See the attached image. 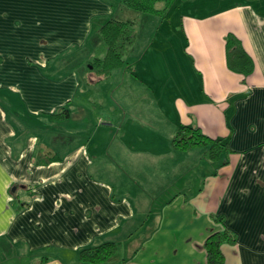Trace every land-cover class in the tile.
<instances>
[{
    "label": "crops",
    "instance_id": "0c3cea01",
    "mask_svg": "<svg viewBox=\"0 0 264 264\" xmlns=\"http://www.w3.org/2000/svg\"><path fill=\"white\" fill-rule=\"evenodd\" d=\"M181 6L183 56L156 45L159 30L149 47L138 36L123 68L84 89L83 70L56 66L90 60L100 28L135 14L120 0H0V264H89L80 251L107 242L119 249L104 264H208L224 227L237 237L226 264H264V0ZM229 33L255 61L246 83ZM180 125L229 151L175 149Z\"/></svg>",
    "mask_w": 264,
    "mask_h": 264
},
{
    "label": "trees",
    "instance_id": "16d2710c",
    "mask_svg": "<svg viewBox=\"0 0 264 264\" xmlns=\"http://www.w3.org/2000/svg\"><path fill=\"white\" fill-rule=\"evenodd\" d=\"M122 5L139 14H146L165 18L180 0H120ZM254 3L259 0H241ZM100 43L94 56L89 60L87 83L99 84L110 78L112 73L127 64V58L134 47L137 38L135 20L109 19L99 30ZM226 55L228 68L244 77V83L254 73L255 61L245 49L242 41L233 33L226 37ZM66 111L52 115L54 119L65 118ZM173 147L180 151L195 148H206L205 158L219 161L229 151V142L224 139H213L195 126L180 125L173 139ZM41 158L51 155L47 162L55 161L58 157L47 147H40ZM236 234L227 228L213 233L207 238L203 248L207 253L208 264H226V256L222 247L226 244L235 245ZM116 242H107L99 246L84 248L80 251V260L89 264H104L118 252ZM46 260V259H44Z\"/></svg>",
    "mask_w": 264,
    "mask_h": 264
},
{
    "label": "rangeland",
    "instance_id": "374dc122",
    "mask_svg": "<svg viewBox=\"0 0 264 264\" xmlns=\"http://www.w3.org/2000/svg\"><path fill=\"white\" fill-rule=\"evenodd\" d=\"M173 7L172 10L169 12V14L165 18H161L158 16H152V15H146V14H139L133 10H130L132 13L135 14V21L137 26V32L138 36L140 37V41L145 44V46L149 47V44L153 40L154 33L157 34V31L159 30L157 37H156V45L163 44L164 47L174 48V52L177 56L181 57L183 56L184 52V44H183V38L181 33V18L182 14L187 11V7L181 6L180 8ZM187 13V12H186ZM146 17H153L158 19V23L156 24L158 27L155 26L153 35L151 32V29L154 28L152 24H148L146 26ZM145 28V29H144ZM160 28V29H159ZM150 41V42H149ZM167 44V45H166ZM81 56V54H78ZM74 58H78L77 60H73ZM83 58V59H82ZM79 58L77 56H72L70 59V62L72 61V67L66 69V66L57 65L56 68H62L60 72H57L56 77H66L70 74L71 70H76L77 72H80L83 70L81 78V86L84 89H88L87 86L89 85L87 82V70L89 68V60H87L86 57ZM62 59V58H61ZM65 59V58H64ZM64 59L60 60L62 63ZM71 64V63H70ZM82 88V89H83ZM120 250L124 252L123 246H121ZM4 258V257H3ZM4 264H31L33 259L28 258L27 256L23 257V261H20L18 258L14 257L13 255H7L5 257ZM36 260V258L34 259Z\"/></svg>",
    "mask_w": 264,
    "mask_h": 264
}]
</instances>
